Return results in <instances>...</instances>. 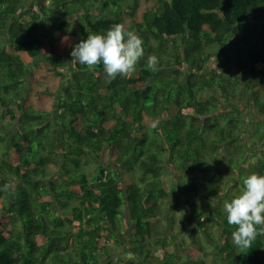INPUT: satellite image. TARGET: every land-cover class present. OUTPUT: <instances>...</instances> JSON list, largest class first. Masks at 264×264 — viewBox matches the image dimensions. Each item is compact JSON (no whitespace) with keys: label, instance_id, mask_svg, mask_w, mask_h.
<instances>
[{"label":"trees","instance_id":"trees-1","mask_svg":"<svg viewBox=\"0 0 264 264\" xmlns=\"http://www.w3.org/2000/svg\"><path fill=\"white\" fill-rule=\"evenodd\" d=\"M116 23L143 38L129 77L71 66L76 43ZM0 107L3 152L17 154L0 156V264H204L197 233L212 264H264V236L237 249L223 211L264 175V0H0ZM221 177L220 201L197 205ZM176 188L191 194L182 260L156 224L167 208L174 219ZM126 242L132 257L110 246Z\"/></svg>","mask_w":264,"mask_h":264},{"label":"clouds","instance_id":"clouds-1","mask_svg":"<svg viewBox=\"0 0 264 264\" xmlns=\"http://www.w3.org/2000/svg\"><path fill=\"white\" fill-rule=\"evenodd\" d=\"M70 55L72 67L86 65L94 69L102 64L107 78L114 80L118 75L129 77L144 58L145 51L143 38L137 32L116 23L105 34H88L86 39L74 45ZM158 63L156 55H148V69L157 71ZM242 184L238 194L223 203L227 223L235 227L232 242L239 250L250 248L258 236H264V175L253 172L243 179ZM2 191L14 192V181L9 180Z\"/></svg>","mask_w":264,"mask_h":264},{"label":"rangeland","instance_id":"rangeland-1","mask_svg":"<svg viewBox=\"0 0 264 264\" xmlns=\"http://www.w3.org/2000/svg\"><path fill=\"white\" fill-rule=\"evenodd\" d=\"M208 50L210 52H215L218 51V45L216 43L211 44L208 46ZM207 93H204V95H206ZM239 95V94H237ZM6 113L5 108L0 107V120L3 118V115ZM246 117L248 119H253L254 122H257L258 120H261L262 116L257 112L254 111V109L250 108V109H246ZM0 134H3L2 132H0ZM255 140V138H254ZM242 141L247 142L246 144L249 145L251 147V152L253 150H255L258 142L254 143L252 141V139H250L247 136H243ZM253 148V149H252ZM5 149V141L2 139H0V156H4L5 159L7 160H12V161H16L17 160V154L14 152H9L7 154H5L3 152V150ZM96 164L95 163H90L86 169L89 172L90 175H92L94 168H95ZM171 171H168L169 174V178L167 179L168 182L171 183V180H174V184H176L177 182V178L178 175L173 171V168L170 169ZM225 177H221L219 178V182L217 183L215 189V192L218 193V195H215L214 197H208L205 198V196L200 193L198 195V198H196V204L199 205H207V208H212L213 206V202L214 201H220V197L222 195V197L224 196V193L227 191H224V186H223V182H224ZM230 190L232 191L233 188H230ZM176 192V196L174 195V193L170 196V198L167 200L166 206L168 207L169 205L173 204L174 206V219L171 218V213L172 211L170 209L167 208L166 212L161 215L157 220H156V224L158 225V227L161 230H166L169 237L172 239L171 242L173 243V248L174 251L176 253V255L178 257H180V259H186L188 257V255L190 254V252H193L192 247L193 245L191 244V240H190V236L188 234L190 227L193 225V222H188L187 224H185L183 222V216L181 214L183 213H188L189 211L191 212L190 209H187L184 207V202L187 198L188 195L191 194H187V193H182V191L180 190V188H176L175 190ZM209 199V200H208ZM218 228L219 227H214V232L216 234V236L218 235ZM197 236L199 237V239L202 241L203 243V251L202 252H196L197 255L201 256L204 260V264H212V262L216 259L217 254L216 251L212 248V246L207 243L203 236L201 235V233H197ZM123 240V239H122ZM124 241V240H123ZM111 247L115 246L117 247L115 253L119 254L120 256H124V257H132L133 256V252H131V246L129 245L128 242L125 243V245L121 246V245H114L111 244ZM190 264H198V263H193L190 262Z\"/></svg>","mask_w":264,"mask_h":264}]
</instances>
